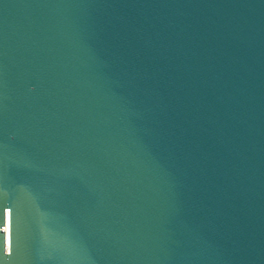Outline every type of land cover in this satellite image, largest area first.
<instances>
[{
  "label": "water",
  "instance_id": "95a60500",
  "mask_svg": "<svg viewBox=\"0 0 264 264\" xmlns=\"http://www.w3.org/2000/svg\"><path fill=\"white\" fill-rule=\"evenodd\" d=\"M0 264H264V0H0Z\"/></svg>",
  "mask_w": 264,
  "mask_h": 264
}]
</instances>
